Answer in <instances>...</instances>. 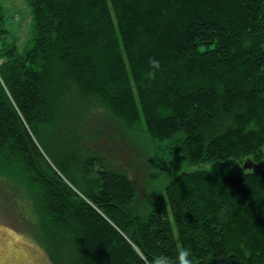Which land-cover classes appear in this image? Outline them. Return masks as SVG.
<instances>
[{"label": "trees", "instance_id": "obj_1", "mask_svg": "<svg viewBox=\"0 0 264 264\" xmlns=\"http://www.w3.org/2000/svg\"><path fill=\"white\" fill-rule=\"evenodd\" d=\"M25 2L29 46L0 50L1 208L21 235L50 264H264V0ZM101 115L193 169L137 209L91 149Z\"/></svg>", "mask_w": 264, "mask_h": 264}, {"label": "rangeland", "instance_id": "obj_2", "mask_svg": "<svg viewBox=\"0 0 264 264\" xmlns=\"http://www.w3.org/2000/svg\"><path fill=\"white\" fill-rule=\"evenodd\" d=\"M31 28L32 15L25 0H0V50L3 40L6 44L14 41L19 50L28 47ZM96 120L97 117L94 125ZM96 124L98 136L91 149L105 154L112 167L124 171L133 179L138 190L137 209L150 207L149 201L154 192L164 195L168 181L179 172L193 169L183 163H164L140 133L127 134L105 116L101 115ZM3 197V186L0 184V264H50L43 251L21 235V224L16 222L14 209L8 211L1 208Z\"/></svg>", "mask_w": 264, "mask_h": 264}, {"label": "clouds", "instance_id": "obj_3", "mask_svg": "<svg viewBox=\"0 0 264 264\" xmlns=\"http://www.w3.org/2000/svg\"><path fill=\"white\" fill-rule=\"evenodd\" d=\"M154 65L158 66L159 61L153 59L151 61ZM190 253L188 251H185L184 253V259L182 260V264H192L191 260L189 259Z\"/></svg>", "mask_w": 264, "mask_h": 264}]
</instances>
